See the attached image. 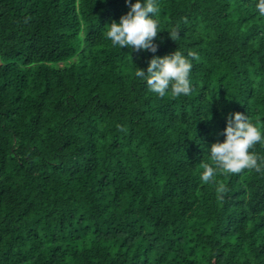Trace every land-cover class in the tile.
Masks as SVG:
<instances>
[{"label":"trees","instance_id":"obj_1","mask_svg":"<svg viewBox=\"0 0 264 264\" xmlns=\"http://www.w3.org/2000/svg\"><path fill=\"white\" fill-rule=\"evenodd\" d=\"M158 3L151 53L107 39L125 0H0V264H264V171L201 179L227 116L264 128V17ZM176 49L192 91L159 97L135 67Z\"/></svg>","mask_w":264,"mask_h":264},{"label":"clouds","instance_id":"obj_2","mask_svg":"<svg viewBox=\"0 0 264 264\" xmlns=\"http://www.w3.org/2000/svg\"><path fill=\"white\" fill-rule=\"evenodd\" d=\"M125 3L129 10L118 22L112 21L107 25V39L120 49L124 47L156 53L157 45L154 40L161 32V8L158 0H125ZM255 8L258 15L264 17V0H256ZM176 35L173 32L170 37L173 39ZM192 67L188 56L176 49L163 57L153 55L146 70L135 67L134 75L159 97L188 96L192 91ZM222 135V141L207 147L212 163L205 162L202 165L203 181H211L218 169L227 173H239L244 169L264 171V157L250 151L258 143L264 144V128L254 123L249 115L234 112L227 116Z\"/></svg>","mask_w":264,"mask_h":264}]
</instances>
